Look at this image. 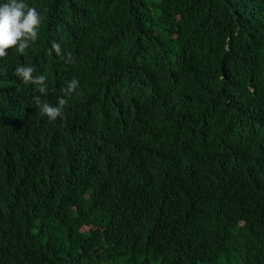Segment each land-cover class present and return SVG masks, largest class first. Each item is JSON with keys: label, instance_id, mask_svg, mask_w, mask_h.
I'll return each mask as SVG.
<instances>
[{"label": "trees", "instance_id": "obj_1", "mask_svg": "<svg viewBox=\"0 0 264 264\" xmlns=\"http://www.w3.org/2000/svg\"><path fill=\"white\" fill-rule=\"evenodd\" d=\"M26 2L38 39L0 57V264H264V0ZM72 78L49 120L33 98Z\"/></svg>", "mask_w": 264, "mask_h": 264}, {"label": "clouds", "instance_id": "obj_2", "mask_svg": "<svg viewBox=\"0 0 264 264\" xmlns=\"http://www.w3.org/2000/svg\"><path fill=\"white\" fill-rule=\"evenodd\" d=\"M42 15L38 10L30 6L26 0H0V57L8 54L9 49L23 55L25 50L29 48L38 39L39 29L42 25ZM51 47L57 53L60 52V44L52 42ZM68 54L65 53L67 58ZM36 68V67H35ZM35 68L28 64H18L14 68V75L23 83H31L36 90L43 95L47 91L46 76L44 74L34 75ZM78 88V81L72 78L66 83V87L61 91L64 95L57 98L55 105L42 101L40 96L34 97L35 104L39 112L46 115L49 120H55L57 117L63 116V109L68 103V98ZM20 128L22 136H27V131L33 132V124L27 121L26 117L17 118L12 125L5 128V133L10 129ZM119 135H123L127 139L123 130ZM141 144L132 142L127 152L135 151ZM2 220L0 219V227ZM6 235L2 233L1 239H6Z\"/></svg>", "mask_w": 264, "mask_h": 264}]
</instances>
